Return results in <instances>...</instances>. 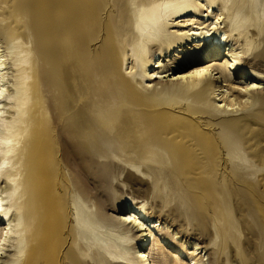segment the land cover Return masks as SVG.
Masks as SVG:
<instances>
[{
    "label": "rangeland",
    "instance_id": "374dc122",
    "mask_svg": "<svg viewBox=\"0 0 264 264\" xmlns=\"http://www.w3.org/2000/svg\"><path fill=\"white\" fill-rule=\"evenodd\" d=\"M54 1L57 0H0V50L6 58L12 96L8 105L9 118L5 123L7 128L1 131L7 142L6 157L0 170V193L5 190L3 196L14 211L15 234L0 263L25 262L26 222L23 217L31 204V189L27 179L28 171L34 166L30 165L29 153L32 149H38L41 155L43 149L45 165L40 161L37 164L39 169H32L37 175L42 172L44 187H37L41 190L40 194L48 198L54 197L61 190L71 219H78L77 214H81L86 217L85 220L96 222L97 212L117 220L135 206L161 223L158 232H152L155 240H147L142 250L146 249V253L159 251L166 262L187 264L180 253L187 255L197 245L203 251L198 256V264H264V103L257 104L246 115L239 112L234 118L228 119L224 113L212 111L213 89L209 86L202 92L199 102L193 97L192 89L183 91L167 82L157 84L155 90L148 94L140 93L138 86L134 89V93L140 96L138 104L121 102V99L113 95L110 86L99 81L98 93L106 92L111 101V118L106 120L99 117L93 109V137L89 139L92 151L89 152L86 149L88 146L82 144L81 152L72 150L63 156L60 149L66 147V144L60 145L57 137L58 118L63 116L60 115L63 113L60 100L55 91H46L43 94L44 102L39 106L40 99L36 96V91L41 88L38 70L45 63H42L37 51L34 34L40 31L37 28L38 22L46 21ZM197 1L206 9L205 1ZM112 2L101 0L104 8L102 20L108 14ZM226 2V5L212 7L209 16L214 18L221 14V18H224L222 25L227 24L225 29L231 39L230 45L234 44L233 48H237L236 51L246 57L252 51L264 54V0ZM195 13H201V10ZM207 13L208 10L202 14L205 16ZM198 19L201 20V17L192 13L185 17H173L167 32L159 30L154 33L156 37L152 38L159 41V37L168 34L175 37L174 33L180 30L189 32L190 27L184 29L185 22ZM63 21L64 18L53 8V24L57 29L54 33V50L62 54L64 67L61 66L63 64L60 66L65 72L54 77L53 81L60 85L68 79L73 82L80 73L73 62L70 64V58L67 60L72 53L69 50L71 46L65 43ZM236 22L238 31L234 30ZM48 29L51 33V28ZM97 30L93 33L87 31L83 35L97 36V40H92L87 48L91 54L92 71H100L105 63L103 58L98 59L103 45L100 42L102 31ZM71 33L69 29L67 36L73 37ZM167 46L171 47V56L163 61L161 59L162 68L155 72L169 68L170 74L183 73L191 67V60L202 63L200 57L204 53L198 51L202 50L200 47L191 43L177 45L174 42L163 45V48ZM229 48L222 47L219 56L203 66L216 67L219 63L223 64L222 59L227 57ZM153 54L156 60L161 56V51H149L147 48L142 52L146 58ZM136 58L130 51L125 53L121 72L124 76L134 74L140 81L136 73ZM260 61L264 66V55ZM249 64L252 63L244 65V70L248 68L253 75H263L255 73L252 67H248ZM19 67L25 69L23 76L17 72ZM177 68L179 70L175 71ZM239 72L241 74L243 71ZM214 77L219 85L225 86L222 89L223 99L228 103H238L240 98L224 84L222 75L219 73ZM228 77L235 86H245L242 84L245 81L243 77L235 78L231 74ZM98 80L100 74L94 75V84ZM25 89H30V96L28 93L23 95ZM96 98L98 96L93 100ZM79 100L84 102L86 97L82 96ZM218 104H221L219 100ZM250 105H256L254 97L249 98ZM43 110H46L47 124L44 132L37 137L30 129L41 128L35 119ZM121 114L122 117L137 120H125ZM241 118H245V123H241ZM102 133H107L108 138ZM32 138L38 148L29 143ZM60 140L65 143L63 139ZM121 208H125L126 212L119 215L116 212ZM2 224L6 225V222ZM115 231L113 226L98 223L89 229L93 237L99 239V244L105 247L110 241L107 235H116ZM137 236L126 234L124 238L122 235L118 237L123 238L122 241L127 239L134 243L119 253L127 259L124 264H137L133 260L141 243ZM86 242L93 244L94 240ZM111 250L114 249H104L103 252L109 257ZM148 260L153 264H162L158 254L149 253Z\"/></svg>",
    "mask_w": 264,
    "mask_h": 264
},
{
    "label": "bare ground",
    "instance_id": "6f19581e",
    "mask_svg": "<svg viewBox=\"0 0 264 264\" xmlns=\"http://www.w3.org/2000/svg\"><path fill=\"white\" fill-rule=\"evenodd\" d=\"M112 1V4L109 5V12L104 17V20L101 18L104 12L101 0L54 1V3H51L46 21L38 22L37 28L40 31L34 34L37 51L42 63H45L38 70V80L40 81L41 88H38L36 91V96L40 99L38 100L39 106H41V102H44L43 97L45 95L43 94L46 91H55V95L60 100V108L63 109V113H60V115L63 116L58 118L57 137L59 138L60 145L66 144V147L60 149L63 156L72 150L73 152H81L82 144L88 146L86 149L89 152L92 151L93 146L89 144V139L93 137L94 112L106 120H110L111 118V101L106 92L101 91L98 93L97 86L99 81L105 86H110L113 90V95L124 103L140 102V96L134 93V89L138 88V86L140 87L138 88L140 93L148 94L155 90L157 84L167 82L183 91L192 89L194 91L193 97L198 102L202 96V92L207 90V86H209L213 89L212 99L214 105L211 108L212 111L224 113V116L228 117V119L234 118L235 114H239V112L246 115L253 111L257 107V104L264 103V66L260 61L263 58V52L255 53L252 51L247 57L240 55L236 51L237 48H233L234 44L230 45L231 39L229 40L225 29L227 24L222 25L224 18H221V14L215 15L214 18L209 16L212 7L215 5L217 7L222 6V4L226 5V1L228 0H203L205 1L206 9H204V5L200 6L197 0ZM60 4L62 6L58 7ZM53 8L57 9V12L64 18L62 32L66 36L64 37L65 43L71 46L69 50L72 53V55L67 57V60L70 58V64L73 62L80 71L73 82L69 79L64 82L61 81L63 85L53 81L54 77L65 73L62 69L64 67L62 54L60 51L58 53L54 50L56 46L54 33L57 29L53 24ZM196 10H201V13H195ZM206 10H208V13L204 16L202 13L206 12ZM191 13L196 17L199 15L201 20L198 19L199 21L195 22L186 21L184 29L190 27L189 32L180 30L174 33L175 37H170L169 34L166 37H159L158 42L152 38L156 37L154 33L159 30L166 31L167 27L171 25L170 22L173 17H182V15L185 17ZM210 19L211 22L208 23ZM234 25V30L238 31V22ZM48 28H51V33H49ZM69 29L72 31L71 36L73 37L67 36ZM96 29H98L97 31H102L100 42L103 45L102 50L99 52L101 58L99 57L98 59L101 60L103 58L105 61L104 67L100 71L97 69L91 70V54L87 50L92 40H97V36L94 37L95 34L93 37L83 36L87 31H92L93 33ZM197 31L200 32L198 33ZM241 33L242 30L238 32L239 35ZM174 42L177 45H180V43H191L197 48H202V50H198L204 53L200 57L202 63L200 64L198 60H191L189 62L191 67L187 72L185 70L183 73L175 72L170 74L168 71H171V69L169 68L166 71L155 72V70L162 68L160 60L162 59L163 61L167 56H171V47L167 46L164 49L163 45ZM215 42H217V45H215ZM227 46L231 48H229L227 57L225 56L222 59L223 64L220 65L219 63L216 67L203 66L207 61H211V59L215 60L219 56L221 48L223 47L224 49ZM147 48L149 51L160 50L161 56L156 60H154V54L146 58L142 55V52ZM197 48H195V51H197ZM128 51L137 57L134 61L137 68L136 73L141 83L134 77V74L124 76L121 72V65L125 61L124 55ZM173 57L178 56L174 55ZM248 63H252L248 67H252L255 73L263 75H253L248 71V68L244 70V65ZM179 68L175 69V71H178ZM229 69L232 70L230 71ZM150 70L153 71L150 72ZM24 71V67L17 68V72H20L22 76V72ZM239 71L243 72L239 74ZM219 73L222 75L224 84H227L233 93L240 98L238 103H233L232 101L228 103L225 98L223 99L222 89L225 86L219 85V82L214 77ZM96 74H100V80H98L97 84H94V75ZM230 74L235 78L238 76L240 78L243 77L245 81L242 84L245 86H239V84L235 86L231 81L232 79L228 77ZM247 80L251 81L246 83ZM216 83H218L217 86H215ZM29 92L30 89H25L23 95L28 93L30 96ZM82 96L86 97V101L80 102L79 98ZM95 96H98V98L94 101L93 98ZM11 97L7 62L0 50V170L2 168L1 164H3L6 157L7 142L1 131L7 128L5 123H7L6 120L9 118L10 111L8 105L10 104ZM250 97H254L256 105L248 106ZM218 100L221 102L220 105L218 104ZM122 118L128 121L132 120L133 122L137 120L127 116ZM239 120L241 123H245V118ZM35 122L40 124L41 128L32 127L30 131H33L34 135L38 137L44 132L47 124L46 110L41 111V115L35 119ZM102 134L108 138L107 133ZM60 139H63L65 143ZM34 142V138L29 141L31 145H34ZM32 147L38 148L36 145ZM40 153L41 155L38 153V149H32L29 153L30 165L34 166L28 171L29 176L27 179V185L31 189V204L23 217L26 222L24 237L26 241V259L24 263L22 262L23 264H124L126 263L124 261L127 259L123 254L120 255L119 253H123V248H130L134 244L131 240L127 239L122 241L126 234H130V236L138 234L137 238L141 242L138 245L139 247H137L139 250L134 253L133 258L137 264H153L154 262L151 263L148 260L149 253L156 256L158 254V258L161 256L162 264H172L171 262H166L159 251L158 253H154L153 251L146 253V249L142 250L147 240H155L152 232L156 230L158 232L161 223L158 220L154 221V218L143 213L139 208L132 206L127 215H120L119 213L126 212L125 208H121L116 212L120 215L117 220L96 212V222H89L81 214H77V220L75 218L71 219L72 216H69L66 211L61 190H58V193L54 197L51 196L52 198L41 195V190H39L37 185L41 186L43 184L42 172L40 171V174L37 175L32 170L39 169L37 164L40 161L43 166L45 165L43 149H41ZM87 160L90 161L88 157ZM40 168L43 170V167ZM4 192L5 190H2L0 193V260L4 257L7 252L6 248L9 247L10 240L15 235L13 229L14 211L11 210V206H8L7 199L3 196ZM2 222H6V225L2 224ZM73 222L75 224H72ZM97 223L116 228L114 232L116 235H107V237H110V241L106 247L99 244V239L93 237V234L89 232L91 226L94 227ZM148 228L151 230H148ZM119 235H122L123 238H118ZM88 240H94V243L91 244L90 242L89 244L86 242ZM108 248L114 249L109 253V257L103 252L104 249L108 250ZM202 252V247L194 245L187 255H184L183 252L180 254L186 259L187 264H198L200 260L198 256H201ZM110 257L113 259H110ZM173 264L178 263L176 261Z\"/></svg>",
    "mask_w": 264,
    "mask_h": 264
}]
</instances>
